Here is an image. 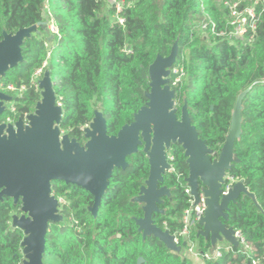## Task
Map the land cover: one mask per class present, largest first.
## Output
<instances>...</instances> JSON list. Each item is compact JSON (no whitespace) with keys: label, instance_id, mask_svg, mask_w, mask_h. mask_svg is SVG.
Returning <instances> with one entry per match:
<instances>
[{"label":"trees","instance_id":"obj_1","mask_svg":"<svg viewBox=\"0 0 264 264\" xmlns=\"http://www.w3.org/2000/svg\"><path fill=\"white\" fill-rule=\"evenodd\" d=\"M113 1L122 5L120 12L110 0H0V41L3 32L39 22H52L57 30L39 29L25 40L22 63L0 80L1 89L14 88V94L8 93L15 119L32 113L40 100L32 77L42 69L49 71L62 108L59 128L64 134L83 144V129L98 111L107 134L116 135L147 102L149 66L156 56L167 57L177 42L172 69L183 75L175 82L179 74L171 73L169 82L177 116L186 105L199 138L213 151L211 159L225 142L237 96L252 86L242 102V134L234 145L239 162L228 172L226 185L242 182L257 205L246 195L230 204L225 224L239 232L244 245L216 260L194 261L152 236L142 239L134 219L143 212L131 202L148 177V161L140 150L127 158L125 171H113L95 217L88 211L93 205L89 193L51 184V194L61 200L63 221L49 224L43 264H137L138 259L141 264H264V0L238 4L239 12L252 6L254 17L247 19L243 36L230 39L215 36L211 27L201 36L200 26L209 18L215 33L228 34L230 11L224 4L238 0ZM168 155L172 170L164 185L171 199H164V214H154L153 220L174 235L182 228V211L189 207L184 193L188 168L179 145H172ZM19 213L20 203L0 201V264H22L24 235L11 227L12 215ZM191 238L197 252L212 250L196 232Z\"/></svg>","mask_w":264,"mask_h":264},{"label":"water","instance_id":"obj_2","mask_svg":"<svg viewBox=\"0 0 264 264\" xmlns=\"http://www.w3.org/2000/svg\"><path fill=\"white\" fill-rule=\"evenodd\" d=\"M39 29L46 30L47 24L39 22L15 33H2L0 80L22 63L24 41L38 34ZM177 55L175 42L167 57L156 56L148 68L147 102L116 135L107 134L106 120L98 111H94L92 121L83 129L84 144L64 134L59 128L63 112L57 104L49 71H44L37 82L40 100L26 117L27 125L21 118L14 125L0 124V201L9 198L15 206L20 203V215L12 216L11 227L24 235L22 264H43L49 224L63 221L60 201L51 194L52 183L77 186L89 193L93 205L88 211L95 217L113 171H125L127 158L140 150L148 161V177L131 200L143 212L141 218L134 219L137 231L142 239L152 236L168 250L183 254L186 243L178 245L174 236L153 220L154 214H164L160 209L164 199H171L164 179L170 170L167 153L175 144L182 148L188 168L184 182L194 200L192 207L199 203L200 193L204 196L206 209L198 223L197 237L208 240L212 249L223 242L240 248L235 230L225 224L229 206L241 195L257 203L242 182L228 184L226 193L224 190L228 172L239 162L234 145L242 134V102L252 86L237 96L225 142L217 157L211 159L213 151L199 138L186 105L177 116L175 92L169 84ZM10 100L0 88V116L6 110L5 102ZM141 262L138 259L137 264Z\"/></svg>","mask_w":264,"mask_h":264},{"label":"built area","instance_id":"obj_3","mask_svg":"<svg viewBox=\"0 0 264 264\" xmlns=\"http://www.w3.org/2000/svg\"><path fill=\"white\" fill-rule=\"evenodd\" d=\"M111 1H113V0H111ZM239 1L240 0H238L235 3H225L224 4L226 7H228V9L230 11V15L233 17L232 20H230V22H229V26L232 28V31H230L228 34H224L223 32L215 33V30H214L215 25L208 18L207 21H204L201 24V26H200L201 32L206 35L208 27H211L212 33L215 36H218V37L219 36L220 37L221 36H226V37H228L230 39V38H234V37L243 36L244 33H245L247 19L248 18L252 19L254 17V14H253V10L252 9L248 10V8H245L243 11L239 12L237 10V6L239 4ZM112 4L115 6V2L114 1L112 2ZM244 13L247 14L246 18L243 20V24L240 25L235 20H236L237 17H239V15L241 16ZM51 32L52 33H57V30H56V28L54 26H52ZM43 67H44V65L42 66V68ZM171 73L172 74H179V76L177 77L175 82H179L181 76L183 75L182 70L177 69V68L172 69ZM40 74H42V69L36 71L34 73L33 77L39 76ZM33 77H32V82H33ZM12 89H13L12 87H9L7 89H2V91L8 92V91H10ZM14 114H15V110H14ZM27 116H28V114H24L22 117H19V118H21L23 120L24 125H27V121H26V117ZM18 119H15V116H14V119H13L14 124H15V122ZM167 159H168V162H169V160H171V158L169 157L168 153H167ZM171 170L172 169L170 167L169 172ZM227 186L228 185H226V187H225L224 193H226ZM184 193L190 198L189 207L182 211V214H181L182 228H181V230L178 233H175L173 235L174 238H175L176 243L178 245H180L182 242H185L186 243L185 252H187L194 261H198V260H216V259L221 257L223 252H234L235 248H233L231 245L226 244L225 246H221L220 245L221 243H218L215 246V248H213V249L211 248L212 249L211 251L200 252V253L196 251V248H197L196 247V243L191 238V235H192L193 232H197V230L199 229V228H197V227H199L198 223H199L200 219L204 215V211L206 209L205 202H204V196H203L202 193H200V195H199V203L196 206L192 207V205L194 203V200H193V198L191 196L190 188L187 187L185 182H184ZM235 236L238 239L240 245L241 246L244 245V240L240 236L239 232L235 231ZM241 246H240V248H241ZM246 249H247V247L245 246V250ZM254 264H255V262H254Z\"/></svg>","mask_w":264,"mask_h":264},{"label":"rangeland","instance_id":"obj_4","mask_svg":"<svg viewBox=\"0 0 264 264\" xmlns=\"http://www.w3.org/2000/svg\"><path fill=\"white\" fill-rule=\"evenodd\" d=\"M247 1L248 0H240L239 1V4H245V3H247ZM110 2H113V1H111L110 0ZM115 7L117 8V10H118V12H120L121 11V8H122V5L121 4H117V3H115ZM246 8H248V10H251L252 9V6H247ZM246 13H244V14H242L241 16L239 15V17H237L236 18V22L238 23V24H240V25H242L243 24V20L246 18ZM230 20H232V16L230 15ZM52 26H53V23L52 22H49L48 24H47V29H49L50 30V32H51V30H52ZM52 33V32H51ZM201 36H204V37H206V35L205 34H203V33H201ZM186 55H187V52H186ZM42 75H43V72H42V74H40L39 76H35V77H33V83H35V84H37V82L42 78ZM9 92H11L12 94H14L15 93V91H14V88L12 89V90H10ZM175 107H176V105H175ZM176 109H177V107H176ZM14 215H17V216H19L20 215V213L19 214H14ZM226 245V243H221V246H225ZM185 253V252H184Z\"/></svg>","mask_w":264,"mask_h":264},{"label":"flooded vegetation","instance_id":"obj_5","mask_svg":"<svg viewBox=\"0 0 264 264\" xmlns=\"http://www.w3.org/2000/svg\"><path fill=\"white\" fill-rule=\"evenodd\" d=\"M3 93H5L6 95H8L11 100L8 102H5L4 106L6 108L5 112L0 116V124L3 125H14L13 119H14V105H13V101H12V97L9 95L8 92L3 91ZM84 144V143H83ZM3 200V199H2ZM60 201V205H61V200ZM13 202V201H12ZM61 208V207H60ZM14 215V214H13ZM12 215V216H13ZM12 218V217H11Z\"/></svg>","mask_w":264,"mask_h":264}]
</instances>
